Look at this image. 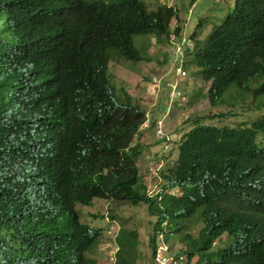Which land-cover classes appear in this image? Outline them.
<instances>
[{
    "label": "trees",
    "instance_id": "16d2710c",
    "mask_svg": "<svg viewBox=\"0 0 264 264\" xmlns=\"http://www.w3.org/2000/svg\"><path fill=\"white\" fill-rule=\"evenodd\" d=\"M225 1L208 34L199 19L185 36L178 8L158 0H0V264H98L102 228L76 210L93 199L146 205L151 261L174 239L187 261L264 264V0ZM136 35L188 42L170 55L205 82L188 98L260 114L186 119L175 157L157 154V190L137 165L146 108L110 81V61L143 59ZM115 244L114 264H136V230L120 228Z\"/></svg>",
    "mask_w": 264,
    "mask_h": 264
},
{
    "label": "rangeland",
    "instance_id": "374dc122",
    "mask_svg": "<svg viewBox=\"0 0 264 264\" xmlns=\"http://www.w3.org/2000/svg\"><path fill=\"white\" fill-rule=\"evenodd\" d=\"M145 2L149 8H152L155 4V0H145ZM158 2L165 3L168 6L175 5L178 8L177 23L181 25L182 22V32L185 36L191 34L199 19H204L205 21L203 23L202 36L208 34L212 25L218 23L220 18L232 8L230 2L225 0H158ZM174 19L173 24L176 23ZM185 42L186 40H182L181 43L174 42L177 43V47L175 44V46H172V44H158L152 36L136 35L134 36V44L140 47L143 59L139 62L123 59L109 62L111 84L117 90L122 87L134 99H138L147 112L151 113L150 108H152V113L155 114V117L163 119L161 128L168 138L165 136H162V138L158 137L155 134V127L149 126L140 141L142 147L137 165L139 174L149 190L158 189L157 182L159 178L156 169L160 166L161 160L157 154L164 153V155L169 156L167 157L168 163L175 157L177 152L175 141L177 142L182 134L189 129L188 126L190 124L184 123L186 119L201 116L202 114L211 115L219 112L225 115L219 118L214 117L209 122L218 125H237L243 121L253 120L260 115L259 113L236 112L239 111V99L232 100L234 102L228 105L229 109L223 105L213 108L206 98H188L187 95L198 97L205 91L206 85L196 74L188 75V70L181 68L182 70L180 71H172L175 61L171 59L173 57H170V55L173 52H182L181 46ZM186 44L188 45V42ZM181 63L182 60L179 65ZM194 67L192 66L193 71H195ZM164 77L167 79L164 84H168L166 89L169 88L170 91L169 101H166L165 96L167 90H164L161 86ZM158 98L162 100V104L156 107ZM250 100V97H248L244 101L245 103L241 104V111L246 110V103ZM262 110L264 111V109ZM206 122H208V119ZM148 143L151 145H148ZM110 207L115 208L114 212H112L114 215L113 219L109 217L108 211ZM145 207V204H141L139 208H132L126 204L118 206L113 204V202L99 199H93L90 205L76 204V210L80 214L82 222L88 223L93 228H102L97 246L89 253L97 259L98 264H114L115 256L110 258V254L116 246L115 238L120 228H125L126 230L134 229L137 232L139 256L136 264H152L149 247V233L151 231L149 221L153 218L146 213ZM223 238L224 236L221 239ZM168 243L171 244L173 252L183 248V245L174 239H169ZM178 256H180L178 264H200L195 262V258L187 261L184 255L178 253Z\"/></svg>",
    "mask_w": 264,
    "mask_h": 264
},
{
    "label": "clouds",
    "instance_id": "9594fccd",
    "mask_svg": "<svg viewBox=\"0 0 264 264\" xmlns=\"http://www.w3.org/2000/svg\"><path fill=\"white\" fill-rule=\"evenodd\" d=\"M181 43V42H180ZM173 44H175L176 46H177V43H173ZM175 45H172V46H175ZM178 47V46H177ZM180 62V61H179ZM173 67H174V69H173ZM172 67V71H174V70H176V71H180V70H182L181 69V64L179 65V63L178 64H174V66ZM175 72V71H174ZM169 95H170V93H169ZM169 99H170V96H169ZM169 99H168V101H169ZM151 109V113L150 112H147V110L145 111V114H144V120H143V123L141 124V126H140V129L143 131V130H146L147 128H149V126L151 127H155V134L158 136V137H160V138H162V136H165V132H164V130L161 128V125L163 126V119H159V118H157V117H155V114H153L152 112H153V109L152 108H150ZM158 109V108H157ZM158 123H160V126H158ZM159 130V131H158ZM166 138H168L167 136H165ZM166 140V139H165ZM159 244H164V245H166V247H167V250H166V255L167 256H171V257H173L175 260H176V262H177V264H178V258H180V256H176V253L177 252H173V250L172 249H170L169 248V246L167 245V244H165V243H163V242H161L160 240L155 244V248H154V252H153V254H152V261H153V263L154 264H157L155 261H154V255H155V251H156V248L158 247V245ZM116 249H117V247L115 246L114 247V249L111 251V254H110V258L113 256H115V251H116ZM183 255V254H182ZM115 260V259H114Z\"/></svg>",
    "mask_w": 264,
    "mask_h": 264
},
{
    "label": "built area",
    "instance_id": "2783aa9c",
    "mask_svg": "<svg viewBox=\"0 0 264 264\" xmlns=\"http://www.w3.org/2000/svg\"><path fill=\"white\" fill-rule=\"evenodd\" d=\"M158 126H160V123H158ZM166 250V245L159 244L155 251L154 261L157 264H177L176 260L173 257L166 255Z\"/></svg>",
    "mask_w": 264,
    "mask_h": 264
}]
</instances>
